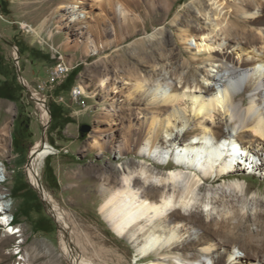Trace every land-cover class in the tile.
<instances>
[{
    "label": "rangeland",
    "instance_id": "rangeland-1",
    "mask_svg": "<svg viewBox=\"0 0 264 264\" xmlns=\"http://www.w3.org/2000/svg\"><path fill=\"white\" fill-rule=\"evenodd\" d=\"M60 1L62 0H7L4 7L0 5V84L7 81L15 89L13 100L0 97V160L5 165L7 177L6 182L0 186V195H6L4 199L11 202L10 213L15 217L14 226L21 229L20 232L11 234L10 227L1 221L3 215L0 212V264H73L62 246L61 224L50 213L39 190L27 176L29 153L36 141L43 138L57 148L58 152L44 159L40 168L41 183L65 211L71 228L70 237L84 258L93 264H145L156 257L169 255L168 262L180 260L183 264H188L199 253L200 244L191 251H185L174 244L160 255L151 253L149 257L136 260L137 244L130 242L125 236H118L109 228L99 212V188L105 175L104 170H109V166L113 165H126L125 162L130 161L131 155L119 157L110 148L106 149V153H100L98 148L91 145L95 138L107 141L113 138L118 141L121 138L122 115L112 116L118 129L113 132L108 129L111 119L105 117L116 92L110 90L108 94L101 86V79L109 78L116 79L125 87L130 75L123 73L119 55L125 54L128 67L137 69L142 76L146 75L148 83L154 85L161 81L169 89L173 85L178 89H200L216 83L208 77L209 74L220 78L228 72L229 65L223 63L215 67L206 61H191L190 59L203 55L196 51L194 44L189 45L184 41V35L190 31L198 33L205 24L211 26L217 22L210 1H207V6L200 12L197 3L203 0H180L169 16L158 21L163 13L161 6L150 15L148 4L142 0L139 6L132 5V14L138 21L134 24L132 21L129 30L121 32L123 40L120 44L109 49L101 47L98 40L100 35H96L82 17L76 20L72 12L60 5ZM252 11L260 14L258 6ZM197 15L202 18L199 19ZM181 18L188 19V23L178 24L176 20ZM225 23L223 21L220 26ZM103 27L105 26L102 25L101 28ZM112 27V23L108 22L106 28L110 31V38L114 36ZM160 28L168 35L170 44L161 49L163 56L160 59L140 63V57L135 54H139L143 46L150 51L151 46H156L155 41L160 43L164 36L159 32ZM248 28L264 33V24L261 23H248ZM215 40L212 37V41ZM219 40L226 43L224 34L219 36ZM228 44L252 51L254 48L257 50L262 43L249 38H237ZM174 54L179 55L175 58ZM252 55L250 53L249 56ZM108 56L110 58L106 61ZM58 61L69 67L68 75L75 71L71 83L66 80L57 83L51 79V70ZM218 63L220 62L215 64ZM187 65L193 66L194 71L188 73ZM153 68H157L155 74ZM20 74L29 82L30 88L27 84L24 85ZM78 86L82 89V94L74 97L72 89ZM32 90L45 96L46 106L51 114L47 127ZM124 97L118 94L116 103L123 104ZM237 98L244 108L248 105L245 84ZM53 108L59 115L56 120L52 116ZM214 117V128L220 136L238 137L232 127L226 124L225 114L217 112ZM83 124L90 125L88 132L81 131ZM188 127L199 132L194 122ZM179 128L181 124L175 131ZM191 132L184 135V139L188 140L192 136ZM248 132L250 134L243 137L244 147L254 154V159L261 165L264 162V140L255 141L253 132ZM46 161L49 162L57 182L47 174ZM236 174L215 184L206 183L205 188L199 192V197L209 195L219 198L224 190H232L228 185L239 177L244 188L248 189L246 202L234 197L232 201L228 200L230 204H216L218 209H224L233 203L244 213L247 212V215L251 213V217L246 215L240 218L243 225L233 236L227 232L214 233L211 236L214 253L208 259L211 264H217V257L225 255L226 250L230 249L239 254L237 261H240L236 264H264V227L260 225L264 218L258 219L255 215L256 211H264V204L260 207L257 203V200L264 201V175L247 169ZM21 182L31 187L24 199L18 193ZM237 220L239 219H234ZM169 221L173 223L175 219L171 217ZM199 225L191 227L188 224L184 227L180 231L182 240L195 241V238L205 237L204 230Z\"/></svg>",
    "mask_w": 264,
    "mask_h": 264
},
{
    "label": "bare ground",
    "instance_id": "bare-ground-1",
    "mask_svg": "<svg viewBox=\"0 0 264 264\" xmlns=\"http://www.w3.org/2000/svg\"><path fill=\"white\" fill-rule=\"evenodd\" d=\"M178 1L180 0H145L150 8V15L161 6L163 13L158 21L169 16ZM207 1H210L217 22L211 26L205 24L198 33L190 31L184 35V41L189 45L194 44L196 51L203 55L190 59L191 61H206L215 67L221 63L229 65L228 72L220 78L208 75L216 81L215 84L200 89H178L176 85L169 89L161 81L151 85L147 82L146 75L142 76L138 74L137 69L128 67V61L124 59L125 54L119 55L123 73L130 75L125 87L116 79H101V86L108 94L110 90L116 92L105 117L110 120L116 114L122 115V134L118 141L114 138L108 141L95 138L91 146L98 148L100 153H106V149L110 148L117 152L119 157L131 155V158L125 162L126 165H113L109 166V170H104L105 175L99 188V212L115 234L125 236L130 242L137 244L136 260L149 257L151 253L160 255L174 244L181 246L185 251H191L200 244L199 253L188 264H211L208 259V256L214 253L211 236L216 232L235 235L243 225L240 218L247 215V212L244 213L233 203L224 209H218L216 204H230L234 197L245 201L248 189L244 188V183L239 177L228 185L233 191L224 190L219 198L209 195L199 197V192L205 188L206 183L215 184L246 169L264 175V162L260 165L254 154L245 149L243 138L250 134V130L255 136V141L264 140V33L248 28V23L264 24V0H203L197 3L200 12L207 6ZM60 2L62 7L72 12L76 20L82 17L90 29L100 35L98 40L101 47L109 49L119 45L123 40L122 33L138 21L132 14V5L139 6L142 0ZM255 6L259 7L260 14L252 11ZM197 17L202 18L198 15ZM223 21L226 23L220 26ZM108 22L113 26L112 38L106 28ZM176 22L187 24L188 19L181 18ZM102 25L105 27L101 28ZM159 32L163 33V28H160ZM221 34H224L226 43L219 40ZM212 37L216 40L212 41ZM237 38H249L261 41L262 44L257 48L258 51L255 48L247 51L245 48L239 49L228 44ZM155 43L156 46H151L150 51L145 50L143 46L141 52L135 54L140 57V63H151L160 59L163 56L161 51L170 44V39L164 34L160 43ZM250 53H253L251 57ZM178 55L174 54V57L177 58ZM109 58L110 56L106 61ZM216 62L220 63L215 64ZM187 66L188 73L194 71L193 66ZM153 71L155 74L157 68H153ZM20 77L30 88L29 82L22 74ZM244 84L245 91L248 92V105L245 108L237 98ZM118 94L125 96L123 104L116 103ZM32 95L40 105L47 127L51 114L46 106L45 96L34 90ZM217 112L225 114L226 124L232 127L237 138L222 137L215 130L214 115ZM112 120L108 128L110 132L118 130ZM192 122L199 132L190 130L188 125ZM180 124L181 128L175 131ZM190 132L192 136L188 140L184 139V135ZM56 152L57 148L46 138L36 141L29 153L27 176L39 190L50 213L61 224L62 246L70 261L73 264H93L77 251L69 234L71 228L65 211L40 180V168L44 159ZM6 179L5 165L0 160V186ZM5 196L0 195V212L3 215L1 221L10 227L11 234H16L21 229L14 226L15 217L10 213L11 202L5 200ZM263 202L257 200L260 207ZM255 215L258 219L264 218V211H256ZM247 216L251 217V213ZM171 217L175 222L169 221ZM235 218L239 220L234 221ZM188 224H191V227L200 224L206 236L195 238V241H183L180 231ZM260 225L264 227L262 220ZM238 255L235 250L227 249L225 255L217 257L216 263L236 264L240 261H237ZM168 256L156 257L145 264H183L180 260L168 262Z\"/></svg>",
    "mask_w": 264,
    "mask_h": 264
},
{
    "label": "trees",
    "instance_id": "trees-1",
    "mask_svg": "<svg viewBox=\"0 0 264 264\" xmlns=\"http://www.w3.org/2000/svg\"><path fill=\"white\" fill-rule=\"evenodd\" d=\"M7 4V0H0V5L1 6H5ZM21 51V50H20ZM75 71H73L72 73H70L66 79V82L68 83H71L74 79V76H75ZM14 87H12L11 84L7 83V81H4L3 83L0 84V97H3V98H7V99H10V100H13L14 99V95H13V92H14ZM52 116H53V119L56 120L58 119V113L55 111V109L53 108L52 110ZM48 159V157H47ZM46 172L49 176H52L54 178V180L57 182L55 176H54V172L53 170L50 168L49 166V162L46 161ZM57 184V183H56Z\"/></svg>",
    "mask_w": 264,
    "mask_h": 264
},
{
    "label": "built area",
    "instance_id": "built-area-1",
    "mask_svg": "<svg viewBox=\"0 0 264 264\" xmlns=\"http://www.w3.org/2000/svg\"><path fill=\"white\" fill-rule=\"evenodd\" d=\"M69 67L62 61H58L53 69L51 70V79L53 81H56L57 83H62L66 80V77L68 75ZM82 94L80 86L74 87L72 89V95L74 97H78Z\"/></svg>",
    "mask_w": 264,
    "mask_h": 264
},
{
    "label": "crops",
    "instance_id": "crops-1",
    "mask_svg": "<svg viewBox=\"0 0 264 264\" xmlns=\"http://www.w3.org/2000/svg\"><path fill=\"white\" fill-rule=\"evenodd\" d=\"M24 182H26V181H24ZM20 183L19 184V191H18V193L20 194V197H22L23 199L26 197V195H28V193L27 192H29L30 190H31V187L30 186H25V183Z\"/></svg>",
    "mask_w": 264,
    "mask_h": 264
},
{
    "label": "water",
    "instance_id": "water-1",
    "mask_svg": "<svg viewBox=\"0 0 264 264\" xmlns=\"http://www.w3.org/2000/svg\"><path fill=\"white\" fill-rule=\"evenodd\" d=\"M18 63H19V59H18V57H17V59H16V65H17V71H18V73L20 72V68H19V66H18ZM22 80V79H21ZM22 82H23V80H22ZM24 83V82H23ZM24 85L26 86V84L24 83ZM89 129H90V125H88V124H83L82 126H81V131L84 133V132H88L89 131Z\"/></svg>",
    "mask_w": 264,
    "mask_h": 264
}]
</instances>
